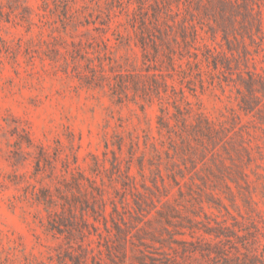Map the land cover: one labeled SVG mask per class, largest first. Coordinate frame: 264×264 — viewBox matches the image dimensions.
<instances>
[{"label": "rangeland", "instance_id": "rangeland-1", "mask_svg": "<svg viewBox=\"0 0 264 264\" xmlns=\"http://www.w3.org/2000/svg\"><path fill=\"white\" fill-rule=\"evenodd\" d=\"M2 1L12 11L10 15L0 16V264H57V250L65 240L55 238L47 230V209L36 194L43 187L55 190L65 160L72 168L78 166L91 174V154L103 157V152H108L111 158V150L115 149L123 165L132 158L138 189L151 201L157 193L152 182L157 158L153 157L151 142L161 146L160 140L165 139L158 129L160 104L157 98L144 101L133 88L120 99L118 91L109 86V82L120 79V73L128 76L145 73L142 50L135 43L134 30L125 14L116 8L118 15L113 17L111 28L101 32L103 25L97 16L106 15L100 13L97 3L104 8L109 0ZM197 2H191L192 14L182 5L183 14L198 26L203 42L229 56L231 65L223 68L222 85L217 81L207 82L202 89L197 84L195 94L185 87L186 95L210 119L232 129L234 141L244 144L248 151H232L242 171L237 174L229 155L219 149L217 158L233 167L225 171L233 192L217 182L199 159L196 168L189 162L187 168L182 164L185 180L191 184L183 185L184 196L179 194L177 186L171 187L169 199L176 205L182 204L178 205L180 217L172 220L175 224L182 222L185 227L170 229L185 231V235L177 237L194 241L195 235H206V224L214 227L221 224L228 227L225 232L231 235L226 240L229 250L235 252V247H239L245 251V246L259 237L261 254L264 253V96L259 93L263 96L261 112L246 113L241 109L238 90L245 88L237 73L240 69L251 70L264 78V0H248L249 7L242 4L243 0H217L207 10L208 1L201 0L198 2L201 5ZM25 5L31 13L24 11ZM133 9L134 5H130L129 11ZM8 10L5 6L4 11ZM230 13L235 25V29H230L234 56L221 27L231 24ZM216 16L221 19L220 24ZM87 20L92 22L85 24ZM117 34L123 43L116 39ZM101 37L110 38L109 48L105 49ZM203 67L207 69L205 61ZM179 80L176 75L169 82L179 88ZM170 110H174L173 106ZM122 136L120 150L116 142ZM133 139L138 142L134 148ZM106 142L109 148L105 147ZM163 144V148L169 147L168 141ZM41 146L49 151L52 165L43 162L37 172L36 156ZM106 165L110 166L108 160ZM228 171L238 183L228 177ZM143 184L150 189L145 190ZM108 208L111 210L110 205ZM144 208L140 217L152 218L155 211L147 214L151 206L145 204ZM136 214L133 210L124 212L129 226L134 225ZM183 216H191L198 227H188L192 224L183 220ZM89 238L93 239V245L97 244V236ZM144 240L152 245L149 250L161 246L149 238Z\"/></svg>", "mask_w": 264, "mask_h": 264}, {"label": "trees", "instance_id": "trees-1", "mask_svg": "<svg viewBox=\"0 0 264 264\" xmlns=\"http://www.w3.org/2000/svg\"><path fill=\"white\" fill-rule=\"evenodd\" d=\"M43 1L47 3V0ZM206 1L207 10V7H213L217 0ZM191 2L192 0H109L104 8L97 3L100 13H105L107 17L97 16L103 25V33L111 28L113 17L118 15L116 8L127 16V21L135 33V43L142 50L145 65L142 69L145 73L132 76L120 73V79L109 82V86L118 91L120 99L127 96L128 89L133 88L146 102H152L154 98L159 100L158 129L165 139L160 140L161 146L158 142H151L153 157L157 158L152 177L157 193L153 196L155 199L152 197L151 201H147L144 193L138 189L137 177L132 172V158L123 165V160L115 149L111 150V158L108 157V152H103V157L91 154V174L85 173L78 166L72 168L69 161L65 160L55 190L43 187L36 194L37 200L47 209V230L55 238L63 237L65 240L57 250V264H264V253L260 254L258 250L259 237L246 245L245 251L235 247L233 252L226 246V240L231 236L225 232L228 227L221 224L219 227L206 224L204 230L209 237L203 233L197 234L194 241L177 237L187 232L170 229L171 226L185 227L182 222L175 224L172 220L180 217L181 209L178 205L182 204L176 205L169 199L171 187L177 186L179 194L184 196L183 185L191 184L185 180V170L181 165L187 168L189 162L196 168L199 159L216 181L224 183L231 192L232 189L225 179V171L233 167L228 166L223 159L217 158L219 149L222 148L229 155L232 164L237 167V174L242 171L238 169L232 151H248L244 144L238 145L234 141L233 135L230 134L232 129L210 119L200 106H196L186 95L185 87L195 94L197 84L202 89L207 82L213 84L217 81L222 85L224 79L220 75L223 74V68H229L231 65L229 56L203 42L204 36L198 26L183 14L182 5L187 13H191ZM242 4L250 6L248 0H243ZM130 5H134L132 11H129ZM5 6L8 11H4ZM10 9L9 5L0 0V16L10 15ZM23 9L27 14L31 13L29 6L25 5ZM242 17L245 19L247 16L244 14ZM215 19L218 24L221 23L217 16ZM231 19L230 13L228 20L231 24L221 27L229 51L234 56L230 46V29H235V25ZM91 22L92 20H87L85 24ZM116 39L123 43L118 34ZM100 40L105 49L110 47V38L101 37ZM79 45L85 48L82 42ZM244 47L247 50L245 42ZM204 61L207 69L203 67ZM92 75L97 76L95 73ZM176 75L180 79L179 88L169 82V79L175 80ZM237 75L245 88L238 90L240 108L246 113L261 112L264 78L251 70L240 69ZM170 106H173V111ZM164 141L169 142V147L163 148ZM116 144L122 150L123 136ZM135 145H138V142L133 139L132 148ZM105 147L109 148V142H106ZM208 153L211 154L210 157ZM131 154L133 157V152ZM50 158L49 151L41 146L36 156V171L41 170L43 162L52 165ZM74 160L75 163L78 161L77 155ZM107 160L110 166L106 165ZM140 166L143 169V158L140 160ZM140 173L145 176L143 172ZM228 173V177L238 183L232 172ZM190 179L193 181V176ZM143 188L150 189L146 184H143ZM145 204L151 206L147 214L155 211L153 217L147 220L140 217ZM132 210L137 214L133 216L134 225L129 226L124 212L132 213ZM182 219L192 224L188 227H198L191 216H183ZM141 223L144 225L138 228ZM145 225L151 228L148 229ZM144 233L146 236H142ZM90 235L97 236L96 245H93ZM145 237L161 246L149 250L152 245L144 240Z\"/></svg>", "mask_w": 264, "mask_h": 264}]
</instances>
